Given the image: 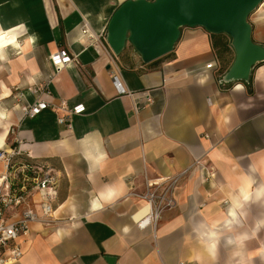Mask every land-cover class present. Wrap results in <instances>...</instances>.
<instances>
[{
  "label": "crops",
  "instance_id": "obj_1",
  "mask_svg": "<svg viewBox=\"0 0 264 264\" xmlns=\"http://www.w3.org/2000/svg\"><path fill=\"white\" fill-rule=\"evenodd\" d=\"M122 1L0 0V55L17 49L19 64L10 82L0 79V107L10 113L0 121V150L17 151L16 164L34 162L60 175L57 221L49 228L36 224L24 255L11 264H109L105 257L114 255L116 264H237V251L244 264H264V224L257 229L264 196L256 197L264 187V64L250 83L222 84L214 34L202 27H184L175 49L153 62L143 63L129 44L110 64L98 40L83 34V23L103 39ZM251 22L254 40L264 44V2ZM60 49L77 59L56 74L51 54ZM41 84L42 92L30 93ZM145 90L153 102L135 111L131 94ZM40 97L85 110L72 116L70 130L58 122L62 109L24 118L22 106ZM195 160L210 166L214 177L203 180L192 169ZM189 167L173 209L155 230L140 228L148 206L133 193L146 191L147 177ZM246 181L251 197L239 200L238 223L229 225L233 198ZM106 185L120 195L90 210ZM208 231L219 236L214 252L201 237ZM245 234L242 246L228 243Z\"/></svg>",
  "mask_w": 264,
  "mask_h": 264
},
{
  "label": "built area",
  "instance_id": "obj_2",
  "mask_svg": "<svg viewBox=\"0 0 264 264\" xmlns=\"http://www.w3.org/2000/svg\"><path fill=\"white\" fill-rule=\"evenodd\" d=\"M82 32L87 35L88 39L98 40L109 63H116L118 56L113 53L107 44L105 36L103 39L96 37L90 31L87 21L83 23ZM76 59V56L71 55L65 49H60L51 57V61L55 64L53 66L54 73L57 74L63 69L58 66V63H65L66 66ZM42 89L43 84L30 87V93L38 94L42 92ZM131 95H135V111L153 102L150 90ZM22 107L24 118L37 116L47 108L62 109L66 112L64 115L58 116V122L64 124L68 130L73 127L72 116L85 110L82 105L71 108L65 100L61 101L59 106H56L50 100L41 97ZM16 154L18 153L15 150H0V161H3L5 165V171L0 173V264H11L22 258L25 253V246L32 239L36 224L47 226L56 222L52 220L55 219L54 215L57 209L55 203L58 197L60 175L49 168L45 170L38 163L16 164L14 162ZM189 170L190 167L174 176L146 178L147 191L141 197L148 203L150 210L146 218L138 223L139 227L147 220L148 223L145 227H151L154 230L157 228L164 211L176 205L174 195L176 184L180 177ZM36 195H38L37 198ZM180 264L186 263L180 262Z\"/></svg>",
  "mask_w": 264,
  "mask_h": 264
},
{
  "label": "water",
  "instance_id": "obj_3",
  "mask_svg": "<svg viewBox=\"0 0 264 264\" xmlns=\"http://www.w3.org/2000/svg\"><path fill=\"white\" fill-rule=\"evenodd\" d=\"M264 0H123L111 15L106 42L116 56L129 44L143 63L175 49L184 27H202L210 34H227L235 52L222 84L250 83L254 69L264 64V44L253 37L251 15ZM109 264L117 258L106 256Z\"/></svg>",
  "mask_w": 264,
  "mask_h": 264
},
{
  "label": "clouds",
  "instance_id": "obj_4",
  "mask_svg": "<svg viewBox=\"0 0 264 264\" xmlns=\"http://www.w3.org/2000/svg\"><path fill=\"white\" fill-rule=\"evenodd\" d=\"M3 33V29H0V34ZM30 40H35V34H33L32 37H29ZM8 43H12L11 40L8 41ZM19 47V45H17ZM6 57L3 55H0V59H5ZM10 116V113L8 109L0 107V121L8 119ZM106 158V153H102L99 157V159H105ZM93 171V168L90 166L89 172V180H91V172ZM251 185V181H246V183L240 188L239 195L237 197L233 198V208L229 209L228 215L232 217V220H228L227 223L230 225L234 222L238 223L236 220V211L234 210L235 208H240L241 204L239 203V200L242 199L243 201H248L251 197V193L248 191L249 187ZM51 191V190H49ZM120 195L119 189H117L113 185H106L105 188L101 191H99L94 198L90 200V210H99L102 209L105 204L111 203L114 201V199L118 198ZM261 196H264V187H261L260 189L257 190L256 192V197L259 199ZM243 215V213H241ZM148 223L147 220H145L142 224H140V227L143 228L146 226ZM264 224V221H261L257 224V229ZM215 227V225H212ZM201 228L205 227L203 224L200 225ZM127 231V229H125ZM206 236L208 238L207 241H204L206 245L208 246L210 251H213L216 249L217 242L219 240V236L217 233L213 231H208L201 233V237ZM249 237L247 234L242 235L237 237L235 240L229 239L228 243L229 244H237L238 247L242 246V242L244 240H247ZM235 256H239L240 260L237 262V264H244V259H243V254L239 251L234 253Z\"/></svg>",
  "mask_w": 264,
  "mask_h": 264
},
{
  "label": "rangeland",
  "instance_id": "obj_5",
  "mask_svg": "<svg viewBox=\"0 0 264 264\" xmlns=\"http://www.w3.org/2000/svg\"><path fill=\"white\" fill-rule=\"evenodd\" d=\"M17 52H18L17 49H12L11 47H7V48H5V55H6L5 60L0 59V65L2 66V69L0 71V79L7 81V83L10 82L11 75L13 74L15 69L19 66V64L17 63V60H15L18 57ZM49 77L50 76H48L47 79H49ZM45 81H43V82H45ZM18 85L19 84L11 85V86L15 88ZM194 162H197V160H195ZM194 168H198L201 172V175L203 173V177H204L203 180L208 181V179H206L205 177H207V178L214 177V176H211L212 168L210 166H208L207 164L202 163L201 160H198V162L195 163V165L192 167V169H194ZM188 173H189V171L186 174H184L183 176H181L178 183L176 184V188L174 191L175 199H176V191H177L178 187L180 186V184L183 182V180L187 177ZM208 175H209V177H208ZM146 191H147V189H146ZM146 191L144 193L143 192H141V193L140 192H134L133 194L135 195L136 198L143 200L141 195H144L146 193ZM170 209H173V207L167 208L165 211L170 210ZM162 216H163V214H162Z\"/></svg>",
  "mask_w": 264,
  "mask_h": 264
},
{
  "label": "trees",
  "instance_id": "obj_6",
  "mask_svg": "<svg viewBox=\"0 0 264 264\" xmlns=\"http://www.w3.org/2000/svg\"><path fill=\"white\" fill-rule=\"evenodd\" d=\"M214 46L218 51V55L222 62V71H227L230 66V53H231V45L230 39L227 34H215L212 35Z\"/></svg>",
  "mask_w": 264,
  "mask_h": 264
},
{
  "label": "bare ground",
  "instance_id": "obj_7",
  "mask_svg": "<svg viewBox=\"0 0 264 264\" xmlns=\"http://www.w3.org/2000/svg\"><path fill=\"white\" fill-rule=\"evenodd\" d=\"M59 50H57V51H54L52 54H51V57L55 54V53H57ZM51 63H52V65L53 66H55V64L51 61ZM58 66L59 67H62V68H64V66H65V63H62V62H60V63H58ZM211 175H214V173L213 174H211ZM147 206H148V212H149V210H150V206L148 205V203H147ZM55 219H53L52 221L53 222H55V221H57L56 220V212H55ZM146 218V217H145ZM141 222V221H140ZM48 227L47 228H49L50 226H51V224H49V225H47ZM145 228V227H144Z\"/></svg>",
  "mask_w": 264,
  "mask_h": 264
}]
</instances>
